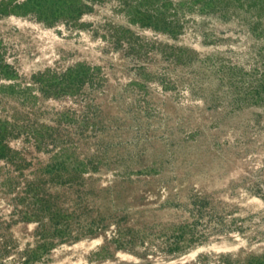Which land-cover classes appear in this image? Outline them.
<instances>
[{"label":"rangeland","instance_id":"1","mask_svg":"<svg viewBox=\"0 0 264 264\" xmlns=\"http://www.w3.org/2000/svg\"><path fill=\"white\" fill-rule=\"evenodd\" d=\"M0 264H264V0H0Z\"/></svg>","mask_w":264,"mask_h":264}]
</instances>
